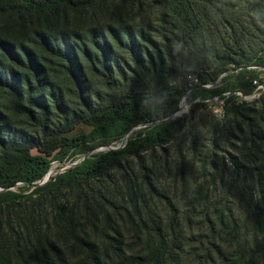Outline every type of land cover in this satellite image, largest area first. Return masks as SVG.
Segmentation results:
<instances>
[{"label": "trees", "instance_id": "16d2710c", "mask_svg": "<svg viewBox=\"0 0 264 264\" xmlns=\"http://www.w3.org/2000/svg\"><path fill=\"white\" fill-rule=\"evenodd\" d=\"M248 2L256 16L246 24L211 0H0V264H264V103L243 123L248 103L234 110L240 150L259 163L255 191L244 173L228 189L236 187L241 199L216 203L209 187L184 198L187 124L171 116L191 87L144 86L149 15L162 10L202 66L207 51L213 57L202 84L232 65L261 68L256 77L249 70L228 75L214 90L196 85L197 94L251 93L255 78L264 79V0ZM123 56L141 77L128 75ZM95 78L109 91L103 105L94 102ZM81 124L89 133L71 136ZM136 125L146 127L124 148L33 186L53 162H73ZM178 138L183 146L169 161L166 145ZM158 152L166 156L162 165ZM20 182L28 186L7 190ZM179 189L185 204L175 200Z\"/></svg>", "mask_w": 264, "mask_h": 264}, {"label": "rangeland", "instance_id": "374dc122", "mask_svg": "<svg viewBox=\"0 0 264 264\" xmlns=\"http://www.w3.org/2000/svg\"><path fill=\"white\" fill-rule=\"evenodd\" d=\"M211 2L229 20L235 18L247 24L251 17L256 16L248 0H211ZM149 16V26L151 29L148 33L152 37L153 42L148 44L146 54L149 63L145 88L157 90L166 85L180 86L182 88L185 86L191 87L181 98L177 110L171 116V119L186 118L187 124L181 133V136H184L186 140L183 148L187 155V178L189 183V191L185 193L184 198H190L196 191L206 190L209 187L211 194L209 197L216 203L224 199L236 203L241 199V196L236 192L237 188L234 187L231 193H228V189L232 186H239L244 181V173H248L246 181L249 185L253 186L255 191V184L258 183L256 169L259 167V163L252 164L243 156L240 150L241 146L238 139L240 134L235 128L237 117L234 110L242 103L231 96H223V94L221 96L205 97L200 95V93L197 94L194 87L201 85L204 89L214 90L221 85L222 79L228 75L235 74L238 76L242 70H249L252 72L250 77H256L261 68L252 66L242 69L236 65H232V70L228 73H223L215 82L202 84L201 78L206 79V74L211 73L214 65L211 54L208 51L206 52L205 55L208 59L205 60V64L202 66V63L196 60L195 50H193L190 42L187 41V38L179 30L171 14L161 10L154 11ZM224 33L230 34V28L228 27V30H225ZM254 48L256 49V46ZM127 58L126 56L125 62ZM121 63L122 68L127 71L130 77L136 79L141 77L140 73L138 76L136 75V70L131 71V69L135 68V65L129 58L126 65H129L131 68L126 66L124 62ZM189 76L192 78H189ZM93 83L96 89L94 102L96 105L105 104L108 100L109 91L100 80L95 78ZM236 89L244 93V90L241 88H229L230 91H235ZM253 91L254 88H252L251 93ZM263 103L264 91L258 99L248 103L246 109L248 108L249 110L244 112V116L241 115L239 117V122L243 123L248 117H250L249 119L256 118V113L261 111ZM246 109H243V111ZM145 127L143 125L133 126L127 130L125 135L135 137ZM90 130L89 126L81 124L70 135L87 134ZM86 140L88 141V146L95 143V141L91 142L90 138ZM180 142L181 139L178 138L175 142L166 145V148L169 149V161L174 160V153L183 146V143ZM100 147L94 146L89 149L86 153L87 157L101 153ZM82 158V155H77L73 162L79 161ZM156 159L158 164L162 165L166 156L162 152H158ZM65 166V163L63 165L59 162L53 163L50 170L60 171ZM169 167L173 169V174L175 166L171 163ZM24 186L28 185L20 182L16 187L7 190L17 191L18 188ZM2 191L3 189L0 188V192ZM181 195L180 189L177 190V198L175 200L185 204L181 200ZM254 195L255 198L258 197L256 193ZM160 207L164 210V205ZM163 215L167 216L168 212L164 210Z\"/></svg>", "mask_w": 264, "mask_h": 264}, {"label": "built area", "instance_id": "2783aa9c", "mask_svg": "<svg viewBox=\"0 0 264 264\" xmlns=\"http://www.w3.org/2000/svg\"><path fill=\"white\" fill-rule=\"evenodd\" d=\"M189 78H192V77L189 76ZM252 84L254 86V91L252 93H250V94H245L242 91L235 90V91H226V92L223 93V96H226V97H228V96L230 97L231 96V97L237 99L241 103L253 102L256 99H258L260 97L261 93L264 91V81L261 82L260 80L255 79L252 82ZM128 140H129V135H125L121 139H119L118 141L112 143L111 145L101 146L100 147V149L102 150L101 152H105V151H109V150H118V149L124 148L127 145ZM76 162H78V161H76ZM76 162H73V163H76ZM53 163H58V162L55 161ZM73 163L72 162H66L65 163L66 166L63 169H61L60 171H53V170L49 169L47 174L43 177V179L38 181V183H40L41 185L45 184L52 177H54V176L58 175L59 173H62L65 170L71 168L70 165L73 164ZM51 171L53 172L52 174H51ZM48 175H50V176H48Z\"/></svg>", "mask_w": 264, "mask_h": 264}, {"label": "water", "instance_id": "95a60500", "mask_svg": "<svg viewBox=\"0 0 264 264\" xmlns=\"http://www.w3.org/2000/svg\"><path fill=\"white\" fill-rule=\"evenodd\" d=\"M144 126H146V125H144ZM87 157V155H85L80 161H78V162H76V163H73V164H71L70 165V167H74V166H76V165H78V164H80L85 158ZM41 184L40 183H35V184H33V186L34 187H36V186H40Z\"/></svg>", "mask_w": 264, "mask_h": 264}, {"label": "bare ground", "instance_id": "6f19581e", "mask_svg": "<svg viewBox=\"0 0 264 264\" xmlns=\"http://www.w3.org/2000/svg\"><path fill=\"white\" fill-rule=\"evenodd\" d=\"M48 176H50V175H48Z\"/></svg>", "mask_w": 264, "mask_h": 264}]
</instances>
